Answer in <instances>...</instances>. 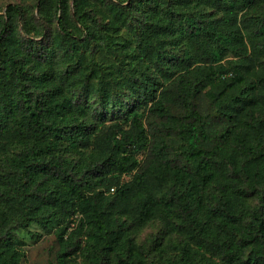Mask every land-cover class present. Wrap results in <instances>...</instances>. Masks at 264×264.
<instances>
[{"label": "trees", "instance_id": "1", "mask_svg": "<svg viewBox=\"0 0 264 264\" xmlns=\"http://www.w3.org/2000/svg\"><path fill=\"white\" fill-rule=\"evenodd\" d=\"M101 1L97 14L91 0L36 1L57 19L58 70L43 62L54 44L17 36L18 5L0 20V264L20 263L10 229L31 221L59 228V264L80 246L75 221L93 264L119 247V264L142 263L132 220L159 217L185 243L180 264H264V66L238 15L264 0ZM120 28L133 38L102 33ZM103 43L116 63L91 69L92 88L73 74Z\"/></svg>", "mask_w": 264, "mask_h": 264}, {"label": "rangeland", "instance_id": "2", "mask_svg": "<svg viewBox=\"0 0 264 264\" xmlns=\"http://www.w3.org/2000/svg\"><path fill=\"white\" fill-rule=\"evenodd\" d=\"M37 0H0V20L5 16L6 7L9 3H15L18 5L23 15L18 17L17 23V36L19 38H27L32 36L38 41L45 40L44 44L50 43L55 45L56 53L52 55L50 59L43 62L49 63L53 69H61L63 67V54L62 49L59 51L55 43L60 42V29L57 24V19L52 15H46L45 21L42 20L38 9L36 8ZM70 9H72V1L68 0ZM93 2L92 13L102 5L101 0H91ZM239 22L242 28L243 35L247 43V54L255 56V67L262 69L264 66V1L257 2L251 9H242L239 12ZM99 22H102L101 17L96 18ZM102 33L109 34L113 41L120 42L123 39H132L130 33L125 28H120L116 31H105ZM82 63L79 67L78 72H74L73 76L76 79L85 80L90 87H94L96 84L95 78L90 77L91 69L96 70L103 62L111 61L113 64L116 63L114 54L106 49V46L99 45L97 49L83 48L81 53ZM226 58H234L227 56ZM224 58L222 61H225ZM57 70L54 72L57 73ZM57 77V75H54ZM167 83V82H164ZM81 84L77 82V86ZM78 88L76 87V92ZM82 102V100H80ZM87 102V101H86ZM85 102V103H86ZM94 104V103H93ZM89 105L88 103L86 104ZM96 114H98L94 123L98 126L113 128L117 124L116 117L114 114L104 113L100 105H93ZM11 152L18 150L15 146L10 148ZM11 154V153H8ZM5 153L0 151V156L4 157ZM73 157L76 159L77 155ZM129 178V176H125ZM251 204L257 202L252 196L250 197ZM4 214L6 217L15 218L14 206L7 205L5 207ZM172 216H174L172 214ZM159 219H161L159 217ZM155 218L147 221L144 225L139 226L134 220V229L131 234H134V245L135 250L140 256L144 258L142 263L138 264H165L166 260H171L172 264L178 261L180 264L181 248L185 244L182 242L181 236L177 231L164 228L163 222ZM244 218V221L247 222ZM78 222L75 221L72 225V230L75 231V235L80 240V246L78 248L69 247L68 254L64 264H93L87 257L88 251L86 248V238L88 236L89 227L84 225L78 228ZM131 228L129 227L128 231ZM136 229V230H135ZM12 232L13 239L15 240L16 247L20 250L22 258L19 264H59L57 260V253L62 246V242H59V228L53 222L43 225L37 221H31L26 226H18L10 229ZM71 231H66L63 238H66ZM181 234V233H180ZM242 234V231H238V235ZM247 251L244 252L246 254ZM209 251L205 252L206 257L221 262V257L214 255ZM119 258H126L125 248L118 250H112L105 252L100 258L99 264H119Z\"/></svg>", "mask_w": 264, "mask_h": 264}]
</instances>
